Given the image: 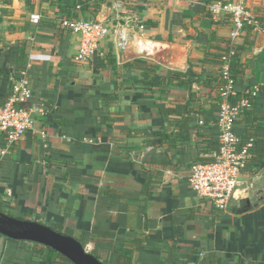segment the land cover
Returning <instances> with one entry per match:
<instances>
[{
    "label": "crops",
    "instance_id": "0c3cea01",
    "mask_svg": "<svg viewBox=\"0 0 264 264\" xmlns=\"http://www.w3.org/2000/svg\"><path fill=\"white\" fill-rule=\"evenodd\" d=\"M5 1L0 106L27 80L26 104L45 103V115L10 146L0 134V212L90 244L107 264H264V201L242 208L264 200V163L243 176L250 192L227 212L198 202L187 176L215 153L205 147L220 97L201 81L175 82L191 68L216 83L212 55L232 42L231 102L257 89L234 130L264 143V0H245L257 26L235 39L230 20L208 11L235 0ZM61 18L129 24L133 41L118 51L105 39L87 64L75 63L79 37ZM46 254L0 236V264H67Z\"/></svg>",
    "mask_w": 264,
    "mask_h": 264
},
{
    "label": "built area",
    "instance_id": "2783aa9c",
    "mask_svg": "<svg viewBox=\"0 0 264 264\" xmlns=\"http://www.w3.org/2000/svg\"><path fill=\"white\" fill-rule=\"evenodd\" d=\"M208 11L215 19L227 17L230 20L231 39L237 38L245 27L257 26L245 0L213 1L209 3ZM59 22L62 28L79 37V48L73 58L75 63L87 64L105 39H111L118 51L126 50L133 41L129 24L112 27L102 21L66 18H61ZM136 27L140 31L144 29L142 24ZM233 56L235 53L230 52L228 58H223L220 70L224 86L220 89L217 112L218 151L212 155V162L193 163L187 176L188 187L196 200L220 212H227L236 201L247 197L251 189V182L243 179V176L248 173L246 166L251 159L253 139L242 143L234 130L236 121L251 104L248 98L231 102L235 96L234 82L229 72V62ZM256 95L257 89L254 88L249 96L254 98ZM31 96L29 81L22 80L14 84L12 95L0 106V134L7 140L8 146L22 139L28 131H33L37 118L45 115L43 104H26ZM38 135L45 137L43 131ZM83 249L86 253L92 251L90 244L83 245Z\"/></svg>",
    "mask_w": 264,
    "mask_h": 264
},
{
    "label": "water",
    "instance_id": "95a60500",
    "mask_svg": "<svg viewBox=\"0 0 264 264\" xmlns=\"http://www.w3.org/2000/svg\"><path fill=\"white\" fill-rule=\"evenodd\" d=\"M262 196L256 198L252 203L246 199L242 208H246L245 206L257 207L264 201ZM0 236L14 242H28L49 248L62 255L71 264H103L92 254L86 253L82 243L76 239L58 233L41 223L17 219L1 212Z\"/></svg>",
    "mask_w": 264,
    "mask_h": 264
},
{
    "label": "trees",
    "instance_id": "16d2710c",
    "mask_svg": "<svg viewBox=\"0 0 264 264\" xmlns=\"http://www.w3.org/2000/svg\"><path fill=\"white\" fill-rule=\"evenodd\" d=\"M5 3L9 4L10 0H6ZM64 30L69 31L68 29H64ZM230 52H233L235 54L237 53V49L235 48V46H234V44L232 42L227 44V50H225V52L212 55L213 59H212L211 63L213 65H216V66L220 67L219 73H218V76H217L218 80H217L216 83L211 82L209 76H203V75H200V74H196L195 72H193L191 70V68H189L184 73H176L175 76L177 78H179L178 79L179 81H175V82H177L178 85L186 84L188 86H191V84L196 83V82L199 83L201 81L202 82V87L205 88L206 90H208L209 92H211L213 89L216 88V95L219 97L220 89L224 86V81H223L222 74H221L220 70H221V66L223 65V58H226V57L228 58ZM233 66H234V62H233V60H231L229 62V72L231 74V77H232L234 85H235V74L233 73ZM250 92H246L241 97L242 98H248L249 101H250V104H251L253 98H250V96H249ZM235 96H236V93H235ZM191 98H192V94H190V99ZM232 100H233V98H231V101ZM38 104H43L45 106V103H38ZM166 112H170V111L167 110ZM171 112H174V111H171ZM249 112H250V110L248 108V109H245L242 114H243V116H245V114L248 115ZM216 122H217V120H216ZM217 132L218 131H216L215 129H211L209 131V133L211 135V138H209V140L207 141V146L205 147V148H207L206 151H205L206 154H210L212 152H217L218 151L219 143L217 142V137H218L219 133H217ZM247 137L248 138L243 139L242 137L239 136V138H240L242 143L247 141L248 139H250L249 138L250 135H248ZM254 137H255L254 139L251 137L253 139V149H252V153H251V159L249 160V162H248V164L246 166V170L248 172L256 171L264 163V151H263L264 143L260 142L257 139L256 136H254ZM212 161H213V158L211 157V158L205 159V160H203L202 162H199V163H209V162H212ZM166 163H167V161L163 162V164H166ZM142 211H144L143 208H142ZM53 230L58 232V233H61L57 229H53ZM61 234H63V233H61ZM15 243H17V245H18V249L22 250L23 246L26 245L28 242L19 241V242H15ZM34 245L36 246L37 244H34ZM82 246H83V244H82ZM44 248L47 251L46 255H49L48 262L53 263L55 258H60L61 260L65 261L67 264H71L66 258H64L59 253H57V252H55V251H53V250H51L49 248H46V247H44ZM38 255L40 256V254H38ZM92 255L94 257H96L98 260H100L97 255H94V254H92ZM102 263L103 264H107V263H104V262H102Z\"/></svg>",
    "mask_w": 264,
    "mask_h": 264
}]
</instances>
